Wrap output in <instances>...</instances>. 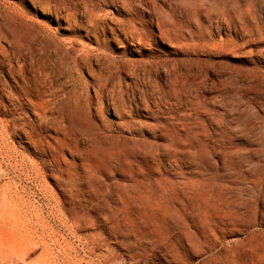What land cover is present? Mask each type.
<instances>
[{
  "label": "rangeland",
  "instance_id": "rangeland-1",
  "mask_svg": "<svg viewBox=\"0 0 264 264\" xmlns=\"http://www.w3.org/2000/svg\"><path fill=\"white\" fill-rule=\"evenodd\" d=\"M0 264H264V0H0Z\"/></svg>",
  "mask_w": 264,
  "mask_h": 264
},
{
  "label": "bare ground",
  "instance_id": "bare-ground-1",
  "mask_svg": "<svg viewBox=\"0 0 264 264\" xmlns=\"http://www.w3.org/2000/svg\"><path fill=\"white\" fill-rule=\"evenodd\" d=\"M14 54L20 59L21 57H26V56H30V59H31V64H29V66H31L30 68H32V70L34 72H37L39 71V68H38V65L36 63V61L33 58V53H34V48L33 46H29V47H25L23 45H18V46H15L14 49ZM27 65V64H26ZM28 67V65H27ZM26 67V68H27ZM29 68V67H28ZM24 70H25V67L23 68V66H21V73L24 75ZM27 70V69H26ZM26 72V71H25ZM25 86L26 87H31L32 84L30 82H26L25 83ZM43 126V124H41V127ZM29 136L31 137H37L38 136V133L36 132V130L34 128H32V131H30L28 133Z\"/></svg>",
  "mask_w": 264,
  "mask_h": 264
}]
</instances>
